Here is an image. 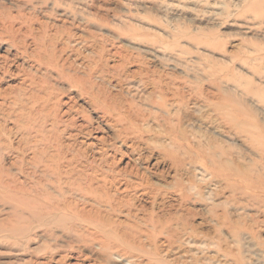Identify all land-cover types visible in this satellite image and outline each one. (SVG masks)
Masks as SVG:
<instances>
[{
    "label": "rangeland",
    "instance_id": "obj_1",
    "mask_svg": "<svg viewBox=\"0 0 264 264\" xmlns=\"http://www.w3.org/2000/svg\"><path fill=\"white\" fill-rule=\"evenodd\" d=\"M121 256L264 264V0H0V264Z\"/></svg>",
    "mask_w": 264,
    "mask_h": 264
},
{
    "label": "bare ground",
    "instance_id": "obj_2",
    "mask_svg": "<svg viewBox=\"0 0 264 264\" xmlns=\"http://www.w3.org/2000/svg\"><path fill=\"white\" fill-rule=\"evenodd\" d=\"M76 110V109H75ZM79 112L80 113H82V114H79ZM75 116H77V117H80V118H84L85 120L84 121H86L87 123H90V120L92 121V119L91 118H89L86 114H85V111H82V110H76L75 111ZM105 116V115H104ZM103 115H100V117L103 119V117H104ZM73 120L75 119L74 118V116H72L71 117ZM104 119H106V118H104ZM103 119V120H104ZM106 122H108V121H106ZM98 123V122H97ZM108 125H109V128H110V134H107L104 138H107V139H110L111 141H112V144H114L115 145V143L119 140V138H120V136H121V134L118 132H116V129L114 128L115 127V125H114V123L113 122H109L108 123ZM84 126H86V125H84V124H79L77 127L79 128L78 129V131H81V130H83L84 129ZM114 126V127H113ZM101 127L99 126V125H97V126H95L94 127V129H100ZM104 138L103 137H100L98 140H99V142H102L103 140H104ZM117 144V143H116ZM120 146V145H119ZM119 146H117V148H119ZM128 147L130 148L128 151H123V153L125 154H128V155H131V154H133V152H134V149H133V147L134 146H132L131 144L130 145H128ZM177 147V146H176ZM210 154H208L207 155V157H209V159L211 160V162L210 163H207L206 162V157H205V155L204 154H201L200 156H199V158L197 159V161H199L202 165H203V167L201 168V170L200 171H198V175H199V180L201 181V182H208V181H211V180H213L215 177H217V174L218 175H221V176H223V177H226V178H237L239 175H238V172H235V173H233V172H231V171H222L221 170V168H222V166L221 165H219V168H217V153H212L210 156H209ZM171 157L172 158H174V159H178L177 157H175V155H171ZM179 163V160H177V162H176V164H178ZM257 178H260V176L258 175V176H256ZM122 179H123V181H127V178L126 177H122ZM127 183V182H126ZM243 183V182H242ZM246 183H251L250 181H247ZM122 184H125V182H123ZM247 186V185H246ZM64 257H66V256H63L62 258H64ZM126 260V264H131V261H133L131 258H129V257H127V258H125V257H123V256H121V260Z\"/></svg>",
    "mask_w": 264,
    "mask_h": 264
}]
</instances>
